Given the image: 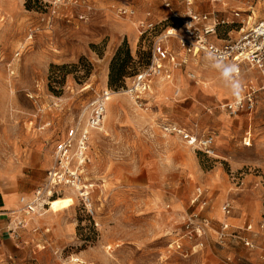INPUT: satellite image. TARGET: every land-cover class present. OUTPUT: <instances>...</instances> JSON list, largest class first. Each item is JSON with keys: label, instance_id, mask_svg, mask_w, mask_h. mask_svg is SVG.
Instances as JSON below:
<instances>
[{"label": "rangeland", "instance_id": "1", "mask_svg": "<svg viewBox=\"0 0 264 264\" xmlns=\"http://www.w3.org/2000/svg\"><path fill=\"white\" fill-rule=\"evenodd\" d=\"M122 6L134 14H117ZM187 7L220 15L215 40L264 20V0H0V193L17 201L0 264H264V92L250 113L223 109L232 97L214 89L225 84L223 65L165 37ZM139 21L152 26L140 34ZM158 41L177 67L166 62L144 92H128ZM119 48L131 60L111 88ZM105 90L84 173L94 213L66 187L50 205L22 210L20 199L44 183L56 142L85 125ZM166 123L210 134L213 153L166 134Z\"/></svg>", "mask_w": 264, "mask_h": 264}, {"label": "built area", "instance_id": "2", "mask_svg": "<svg viewBox=\"0 0 264 264\" xmlns=\"http://www.w3.org/2000/svg\"><path fill=\"white\" fill-rule=\"evenodd\" d=\"M211 1L218 2L220 0ZM117 14L130 16L134 13L133 9L122 6L117 9ZM234 14L236 17L239 16L238 12H234ZM224 23L225 21L217 12H198L187 7L181 18V27L167 30L165 37L176 39L181 49L191 56L205 54L208 58L223 63L226 77L233 80L242 78L241 99L237 100L236 95L233 94L232 98L225 101L222 107L230 115L250 113L256 107L257 96L264 92V20L249 28H240L239 35L233 39L220 40V43L215 42L217 30ZM151 26L145 21H139V33L143 34ZM166 62L173 67L178 65L172 51L158 41L152 47L149 64L135 75V83L128 89V92L137 94L144 92L150 86L151 78L162 73ZM231 66H235L236 73L228 72V68ZM109 95L107 90L97 95L88 106L85 125H74L69 128L64 139L56 142L53 163L47 170L45 181L38 190L34 191L32 199L28 201H24L23 197L20 199V202L23 203L22 210L33 211L36 204L44 206V203L47 204L58 194L61 187H66L76 193L90 214L94 213L91 206L92 197L89 192L94 187V183L87 181L84 176L89 156L88 140L91 130L102 125L105 104ZM162 129L166 134L176 135L190 147L203 150L206 154L213 153V137L210 134L197 136L186 130L185 127L167 123L162 125ZM245 139L249 142L248 137ZM196 192L201 195L199 188L196 189ZM205 204L206 201L202 200V205ZM222 210L224 213L229 212L228 205L224 204ZM22 223L21 220H18L14 226H22ZM227 228L228 225L223 224L220 237L224 235ZM246 229L250 230L251 225H247ZM15 230L13 227L9 228L12 233ZM241 240L246 246H253L248 239L242 238ZM1 243L2 234L0 231V247Z\"/></svg>", "mask_w": 264, "mask_h": 264}, {"label": "crops", "instance_id": "3", "mask_svg": "<svg viewBox=\"0 0 264 264\" xmlns=\"http://www.w3.org/2000/svg\"><path fill=\"white\" fill-rule=\"evenodd\" d=\"M238 34H239V31H238ZM215 41L220 43L219 39L215 40ZM221 64L225 68L224 64L223 63H221ZM225 78H226V73H225ZM220 87L218 85H216V87H214L215 91L217 92V95L220 96V97L226 96L225 94H227V93L229 94V92L231 91V89L229 87H227L225 84L221 83ZM218 88H220V89H218ZM223 89L225 91H227V93L222 91ZM233 94L234 93L232 91V96H233ZM247 134H249V133L247 132ZM246 137H248V136H245L244 139ZM246 144H249V142H247ZM24 198L26 199V197H24ZM14 204L15 205L17 204V201L15 200L14 196H11L10 194L9 195H3L2 193H0V231H1V234H2L1 246L2 245L6 246V245L12 243V240H13V235L10 233L9 228L11 227V225L13 223L12 218H11L12 217V213L10 211L13 208V206H15ZM32 221L36 222L38 220L34 217V218H32V220L30 222H27V221L26 222L29 224ZM23 226H24V224H23Z\"/></svg>", "mask_w": 264, "mask_h": 264}, {"label": "trees", "instance_id": "4", "mask_svg": "<svg viewBox=\"0 0 264 264\" xmlns=\"http://www.w3.org/2000/svg\"><path fill=\"white\" fill-rule=\"evenodd\" d=\"M131 60L128 49L119 48L112 58L109 66L108 86L118 88L122 85L125 77V66ZM148 65V64H147Z\"/></svg>", "mask_w": 264, "mask_h": 264}, {"label": "clouds", "instance_id": "5", "mask_svg": "<svg viewBox=\"0 0 264 264\" xmlns=\"http://www.w3.org/2000/svg\"><path fill=\"white\" fill-rule=\"evenodd\" d=\"M237 69L235 68V66H231L228 68V72L229 73H236ZM225 84L227 87H229L233 93L236 95L237 100L241 99V93H242V83L240 80H233L230 77H226L225 78Z\"/></svg>", "mask_w": 264, "mask_h": 264}, {"label": "bare ground", "instance_id": "6", "mask_svg": "<svg viewBox=\"0 0 264 264\" xmlns=\"http://www.w3.org/2000/svg\"><path fill=\"white\" fill-rule=\"evenodd\" d=\"M112 95H113V94H112ZM52 200H53V198H52V199H50V200L48 201V203H47V204H48V205H50V203H51V201H52Z\"/></svg>", "mask_w": 264, "mask_h": 264}]
</instances>
